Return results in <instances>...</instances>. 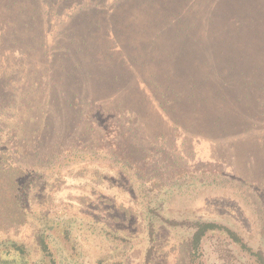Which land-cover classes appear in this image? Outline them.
<instances>
[{
	"label": "rangeland",
	"instance_id": "obj_1",
	"mask_svg": "<svg viewBox=\"0 0 264 264\" xmlns=\"http://www.w3.org/2000/svg\"><path fill=\"white\" fill-rule=\"evenodd\" d=\"M1 124L33 216L140 233L158 210L150 263L125 264H175L195 220L264 248V0H0ZM106 129L131 167L101 148ZM199 160L225 170L183 171ZM205 253L249 264L217 237Z\"/></svg>",
	"mask_w": 264,
	"mask_h": 264
},
{
	"label": "trees",
	"instance_id": "obj_2",
	"mask_svg": "<svg viewBox=\"0 0 264 264\" xmlns=\"http://www.w3.org/2000/svg\"><path fill=\"white\" fill-rule=\"evenodd\" d=\"M115 114L119 115L117 112ZM113 119L115 116H111ZM121 132L118 137L121 136ZM116 136L106 129L104 144L101 148L113 149L117 144ZM9 145L2 141L0 125V264H125L134 257L150 263L155 251L154 233L157 226L165 224L158 210L146 205L142 210V232L132 233L127 229H118L106 223L87 220L77 215L65 213L49 215L44 207H39L37 215L27 208L23 200V190L30 172L14 161ZM114 148V154L123 159V165L131 167L130 162ZM100 149V148H99ZM115 163V162H114ZM223 173L225 168L220 162L199 160L184 167V172ZM181 170V172H182ZM174 173V172H173ZM175 173H178L175 171ZM183 177L182 174H178ZM168 177V176H167ZM178 177V178H180ZM159 191L165 189L164 181L158 178ZM35 215V214H34ZM37 222L30 242L18 239L10 233L13 229ZM171 224L177 223L168 220ZM157 236V235H156ZM213 237L231 244L249 264H264V248L252 246L232 226L214 220H195L191 232L186 238L174 244L172 253L175 264H211L205 253V245ZM92 247L95 249L91 250Z\"/></svg>",
	"mask_w": 264,
	"mask_h": 264
}]
</instances>
